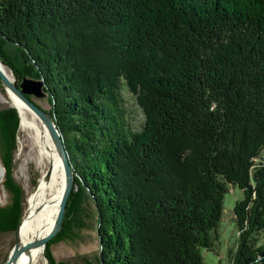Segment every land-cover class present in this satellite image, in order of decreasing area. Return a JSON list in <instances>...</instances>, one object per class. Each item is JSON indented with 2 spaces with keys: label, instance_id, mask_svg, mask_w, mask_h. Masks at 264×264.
I'll list each match as a JSON object with an SVG mask.
<instances>
[{
  "label": "trees",
  "instance_id": "obj_1",
  "mask_svg": "<svg viewBox=\"0 0 264 264\" xmlns=\"http://www.w3.org/2000/svg\"><path fill=\"white\" fill-rule=\"evenodd\" d=\"M0 41L17 84L44 80L73 170L48 264H70L50 245L86 199L101 240L86 264H206L228 185L232 264H264V0H0ZM18 129L1 109L0 234L23 215Z\"/></svg>",
  "mask_w": 264,
  "mask_h": 264
},
{
  "label": "rangeland",
  "instance_id": "obj_2",
  "mask_svg": "<svg viewBox=\"0 0 264 264\" xmlns=\"http://www.w3.org/2000/svg\"><path fill=\"white\" fill-rule=\"evenodd\" d=\"M6 49L9 52L10 48L8 46ZM0 63L3 64L1 59H0ZM7 64H9V61ZM5 66L13 78V81L11 82L16 83L17 79L14 76V72L8 65H5ZM24 78L37 80L36 78L27 77V76H24L23 79ZM21 82L18 84L16 83V85L19 87ZM6 89L7 88L3 85L0 79V110L6 107L15 108V106L9 100L8 92L6 91ZM25 97L30 99L33 103H36L40 108H42L46 112L50 111L51 107H50V103L48 101L47 96L38 98V97H34V95L32 94H25ZM128 103H129L128 104L129 115L131 116V118L133 119L135 123H139L143 117L141 109L136 105L132 97L128 98ZM25 105L27 106L26 103ZM28 109L30 108L28 107ZM28 109H25V110L26 111L31 110V109L30 110ZM38 124L42 125L41 122H39ZM44 130L46 131L45 128ZM46 135L48 136V133H44L40 131V137L42 139L45 138ZM45 142L46 140L43 141V143ZM17 145H18V150L15 155V165H14L12 174H13L15 181L21 186L24 192L23 215L20 219L22 220L24 214L26 213L28 197L34 191L41 176L43 177L44 180L50 179L51 172H49L48 178H46V174L48 170L52 171V166L50 165V163H48L49 161L47 159L45 160V158L42 159L43 162L37 160L39 159L37 156L38 152H35L34 148L32 147L33 137L30 134H27L21 128L20 119H19ZM52 148H53V145H52ZM55 155L57 158L58 165L60 166L61 172H62L61 186L56 196L57 211H58V208H59L58 203L61 200V197L64 191L65 176H64V172L61 166V162L58 159L57 154ZM4 173H5L4 166L0 158V207L9 203V199H8L9 197L6 194V191L2 185V181L4 180ZM76 192L77 191H75V193ZM240 197L241 196H240V192L238 191V189L236 187L228 185L227 192L225 193L223 213L218 223L216 233L213 234V236L216 238L214 241L215 243L214 249L213 251H208L205 249L202 250V256L206 264H232L233 263V260L231 258L232 256L231 250L234 249L236 238H237V232L234 226L235 216L233 214V206H234L235 200H237ZM35 214H36L35 212L30 213V216L32 217ZM47 214L48 213L46 212L42 213V215H47ZM54 215H57V212H54ZM80 218L82 220L84 219L83 226H80L79 224L80 222H82V220H79L78 222V220L75 219L74 227L72 228L73 229V234L71 237L72 240L70 238L68 239L64 238V240L58 241L56 243H52L50 245L51 254L54 256L56 261H65V262H69L70 264H86L87 261L94 262L100 259L101 248H100L98 232H97L98 231L97 215L95 214L94 204L90 199H86V201L83 203L82 212L80 213ZM78 225L80 227H78ZM50 231L51 229L45 234H43L41 238H43L45 235L50 233ZM17 233H19V229ZM56 234L50 240H48L45 246H42L38 249L37 253L33 256V259L31 260V264H48L44 256V251H45L46 245L50 244L51 241H53V238L56 236ZM18 238H19V234H18ZM14 244H15V231L0 234V264H5L7 262L10 252L12 248L14 247ZM40 251H41L40 259L32 263L37 258V255Z\"/></svg>",
  "mask_w": 264,
  "mask_h": 264
},
{
  "label": "bare ground",
  "instance_id": "obj_3",
  "mask_svg": "<svg viewBox=\"0 0 264 264\" xmlns=\"http://www.w3.org/2000/svg\"><path fill=\"white\" fill-rule=\"evenodd\" d=\"M0 70L7 76L10 82L13 81V78L8 69L2 63H0ZM6 91L8 92L10 102L15 106L19 113L21 128L27 134H30L33 137L32 147L34 148L35 152H38L37 156L39 159L37 160L42 161V159L45 158V160L47 159L49 161L48 163H50V165L52 166L50 179L44 180L41 176L34 191L28 197L26 213L24 214L18 227L19 240L22 245H27L37 238L40 239L43 234L48 232L50 229L52 230L54 226L55 218L57 217V215H54V212H57L58 214L56 196L61 186L62 172L55 155L57 154L55 147L45 125L12 91H10L9 89H6ZM25 109H28L30 111H26ZM39 122H41L43 126L38 124ZM44 128L47 132L44 130ZM40 131L48 133L49 138L46 135L45 138L42 139L40 137ZM44 140H46L45 143H43ZM52 145L54 150L52 148ZM60 202L61 200L58 203L59 207ZM33 212H35L36 214L31 217L30 213ZM44 212L48 214L42 215V213ZM40 247L42 246L36 247L35 249L30 250L28 253H21L12 264H27L28 262L31 263L33 256L37 253ZM40 255L41 251L38 253L37 258L32 263L38 261V259H40ZM5 264H9L8 260Z\"/></svg>",
  "mask_w": 264,
  "mask_h": 264
},
{
  "label": "water",
  "instance_id": "obj_4",
  "mask_svg": "<svg viewBox=\"0 0 264 264\" xmlns=\"http://www.w3.org/2000/svg\"><path fill=\"white\" fill-rule=\"evenodd\" d=\"M0 79L3 85L7 89L12 91L17 97H19V99L25 102L27 106L31 109V111L45 125V127L47 128L49 132L53 145L55 147L56 153L60 159L61 166L63 168L64 176H65L64 192L61 198L60 207L58 210L57 217L55 219L53 229L45 237L36 239L27 245H22L18 238V233H17L19 224L21 222L20 220L15 230V244L8 257V263L12 264L13 262H15L18 255H20L21 253H28L30 250L35 249L36 247L45 246L48 240H50L60 230L62 226V222H63L67 199L69 197V194L71 192V187L73 184V170H72V166H71V163H70V160H69L64 142H63V138L61 136V133L57 129V126L55 122L53 121V118L48 112H46L45 110L40 108L36 103H33L30 99L25 97V94H32L34 95V97H38V98L45 97L46 93L44 92L45 90L43 89L44 88L43 86H45L44 85L45 82L41 79L32 80L29 78H24L20 86L18 87L15 82L11 83L10 80L7 78V76L1 70H0ZM49 172L51 171L48 170L46 174V178L49 177ZM97 232L99 235V231ZM99 241L101 240L99 239ZM27 264H31V263L28 262Z\"/></svg>",
  "mask_w": 264,
  "mask_h": 264
}]
</instances>
